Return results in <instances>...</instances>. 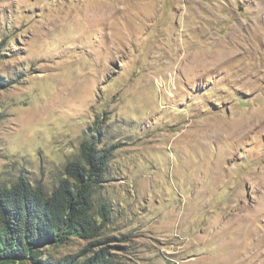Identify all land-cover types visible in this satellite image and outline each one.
<instances>
[{
	"label": "rangeland",
	"instance_id": "374dc122",
	"mask_svg": "<svg viewBox=\"0 0 264 264\" xmlns=\"http://www.w3.org/2000/svg\"><path fill=\"white\" fill-rule=\"evenodd\" d=\"M0 79V186L112 150L46 264H264V0H0Z\"/></svg>",
	"mask_w": 264,
	"mask_h": 264
},
{
	"label": "trees",
	"instance_id": "16d2710c",
	"mask_svg": "<svg viewBox=\"0 0 264 264\" xmlns=\"http://www.w3.org/2000/svg\"><path fill=\"white\" fill-rule=\"evenodd\" d=\"M0 86L5 87L1 79ZM111 154V147L84 139L78 157L65 164L63 178L53 189L23 175L0 186V264H46L41 260L43 247L62 246L72 237L93 238L100 229L91 214L93 190L103 181ZM98 211L106 218L104 205ZM113 255L101 247L82 261L76 255L58 264H116Z\"/></svg>",
	"mask_w": 264,
	"mask_h": 264
},
{
	"label": "bare ground",
	"instance_id": "6f19581e",
	"mask_svg": "<svg viewBox=\"0 0 264 264\" xmlns=\"http://www.w3.org/2000/svg\"><path fill=\"white\" fill-rule=\"evenodd\" d=\"M206 60V59H205ZM213 61V60H212ZM214 62V61H213ZM200 64H201V62H200ZM205 64V63H204ZM209 65V64H208ZM248 125V124H247ZM260 206H262V205H260Z\"/></svg>",
	"mask_w": 264,
	"mask_h": 264
}]
</instances>
